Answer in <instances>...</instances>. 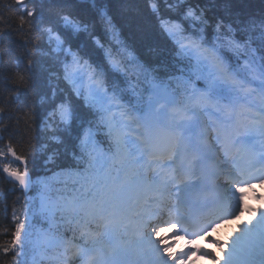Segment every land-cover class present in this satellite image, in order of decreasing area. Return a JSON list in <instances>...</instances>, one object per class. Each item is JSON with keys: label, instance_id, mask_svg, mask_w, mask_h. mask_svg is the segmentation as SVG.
<instances>
[{"label": "snow or ice", "instance_id": "snow-or-ice-1", "mask_svg": "<svg viewBox=\"0 0 264 264\" xmlns=\"http://www.w3.org/2000/svg\"><path fill=\"white\" fill-rule=\"evenodd\" d=\"M52 2L15 0L28 57L27 81L18 78L45 90L36 101L19 88L12 97L38 151L18 153L11 138L0 146L7 191H35L23 218L13 209L3 252L13 264H196L197 253L211 264H264V207L246 203L264 187V8L91 0L86 19L73 11L77 0L46 14ZM97 17L103 33L93 30ZM125 28L146 52L133 55L119 39ZM150 37L174 54L169 63L154 61L157 49L143 43ZM246 209L252 219L231 236L211 237ZM162 227L173 229L171 242ZM180 238L192 248L174 252Z\"/></svg>", "mask_w": 264, "mask_h": 264}, {"label": "trees", "instance_id": "trees-1", "mask_svg": "<svg viewBox=\"0 0 264 264\" xmlns=\"http://www.w3.org/2000/svg\"><path fill=\"white\" fill-rule=\"evenodd\" d=\"M29 7L32 5L29 4ZM62 5L59 3V0H53L52 3L45 6V13L51 12L55 14L60 10ZM248 9L251 11H259L261 8H264V4L261 3V0H250ZM73 11L79 16H83L88 19L92 13V4L91 0H77ZM0 16L5 18V23H0V29H3V42H0V108H3L4 111L0 112V135L4 137V140L0 142V146L7 144L9 138L11 142L18 149L19 152H23L29 156L33 155L38 151L36 148V141L32 139L34 133L31 132L25 124L24 109H21L13 100L12 97L16 95L15 89L19 88L22 92L27 93L33 101H36L38 98V93L44 91V87L38 86L35 90H32L30 86L26 83L19 81V75L25 77L27 81L28 73L26 71L28 57L26 55L25 48L23 46V36L24 33H19L16 28L18 23L19 8L17 7L15 0H0ZM93 30L98 29L101 33L105 31V26L103 22L97 17L93 22ZM27 31V26L25 28ZM117 31H120L118 28ZM29 35L34 36L35 33H29ZM109 39H112L109 36ZM119 39L125 44L129 45V50L133 52V55H138L139 53L135 50L140 48L142 51H147L146 47H142L141 39L137 35H133V31L125 30L120 35ZM11 41V42H9ZM115 43V41H113ZM144 44H152L154 48L158 51V57L154 56V61L159 58L163 63L167 64L171 61V53L164 42L156 37H150L148 40L143 41ZM17 61L19 62V67L17 68ZM54 67V65H53ZM11 70L7 71L6 70ZM18 74V75H17ZM9 77L7 83L8 87L11 90L5 89V80L4 76ZM7 127L8 131L3 129ZM31 141V142H30ZM8 159H12L9 157ZM15 166V165H13ZM31 167V165H30ZM36 171H41L37 167ZM54 188L56 187V181H53ZM13 188V185L9 183L3 173H0V264H13V253L5 254L3 252V246L11 239V232L14 231V224L12 221L13 209L17 211L18 214L23 218L25 203L35 196V191H31L27 196H25L18 188L16 191H7L8 189ZM7 207V211H5ZM59 219V217L57 218ZM40 227V225H38ZM62 234L71 236L72 232L60 228ZM78 236V232H77ZM31 255L29 260L31 261ZM41 258L40 252H37V259ZM19 259V258H17ZM44 264L46 262L44 261Z\"/></svg>", "mask_w": 264, "mask_h": 264}, {"label": "bare ground", "instance_id": "bare-ground-1", "mask_svg": "<svg viewBox=\"0 0 264 264\" xmlns=\"http://www.w3.org/2000/svg\"><path fill=\"white\" fill-rule=\"evenodd\" d=\"M243 214L246 217L245 220H243L241 218L242 216L238 218V219H242V222H247L248 220L251 219V218H249L250 215L248 214L247 211L243 212ZM237 220L232 221L229 224H227L228 225V228L226 227V225H224V226H221L218 229H214V232L215 233L212 231L210 233L211 237L214 238V239H221V240L227 239L229 236L232 235V233L236 229L237 225L241 223L240 220H239L240 223H238ZM171 232H173V231H167V232L163 233L162 236L166 237V235H168ZM216 234H218V236H216ZM182 240H183V243L182 244L184 245V249L186 251V250L189 249L188 248V245H185L186 244V239H182ZM170 242H171V240H170ZM200 242L203 243L205 249H207V248H211L212 249V246L216 247L215 250L213 249V252H215V254L217 256L222 255L220 249L216 245L212 244L210 240H205V239L201 238L200 239ZM174 250H175V248H174ZM174 252H176V251H174ZM196 264H209V261L207 259L197 257Z\"/></svg>", "mask_w": 264, "mask_h": 264}, {"label": "rangeland", "instance_id": "rangeland-1", "mask_svg": "<svg viewBox=\"0 0 264 264\" xmlns=\"http://www.w3.org/2000/svg\"><path fill=\"white\" fill-rule=\"evenodd\" d=\"M250 215V214H249ZM249 218H251L252 219V216L250 215V217Z\"/></svg>", "mask_w": 264, "mask_h": 264}, {"label": "water", "instance_id": "water-1", "mask_svg": "<svg viewBox=\"0 0 264 264\" xmlns=\"http://www.w3.org/2000/svg\"><path fill=\"white\" fill-rule=\"evenodd\" d=\"M5 176H6V174H5Z\"/></svg>", "mask_w": 264, "mask_h": 264}]
</instances>
